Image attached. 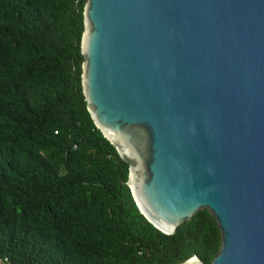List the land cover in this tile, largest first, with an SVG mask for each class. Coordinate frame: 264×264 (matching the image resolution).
Returning a JSON list of instances; mask_svg holds the SVG:
<instances>
[{"label":"water","instance_id":"95a60500","mask_svg":"<svg viewBox=\"0 0 264 264\" xmlns=\"http://www.w3.org/2000/svg\"><path fill=\"white\" fill-rule=\"evenodd\" d=\"M83 18L87 108L140 212L171 234L207 208L211 264H264V0H86Z\"/></svg>","mask_w":264,"mask_h":264},{"label":"trees","instance_id":"16d2710c","mask_svg":"<svg viewBox=\"0 0 264 264\" xmlns=\"http://www.w3.org/2000/svg\"><path fill=\"white\" fill-rule=\"evenodd\" d=\"M86 0H0V264H211L207 208L167 234L82 89Z\"/></svg>","mask_w":264,"mask_h":264}]
</instances>
